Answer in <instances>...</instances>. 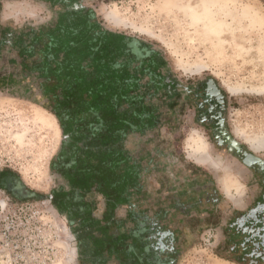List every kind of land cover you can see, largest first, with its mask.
Masks as SVG:
<instances>
[{"label": "rangeland", "instance_id": "374dc122", "mask_svg": "<svg viewBox=\"0 0 264 264\" xmlns=\"http://www.w3.org/2000/svg\"><path fill=\"white\" fill-rule=\"evenodd\" d=\"M0 1L1 30L18 40L56 21L64 9L37 0ZM78 2L105 29L153 46L189 92L182 105L177 96L164 104L153 97L161 125L150 146L181 160L173 172L191 171L213 185L218 201L206 220L171 227L182 228L176 264H264V163L247 166L233 146L264 162V0ZM19 48L6 44L0 58V170H13L44 196L65 186L51 169L63 136L36 80L22 77ZM200 147L215 164L193 152ZM149 202L152 212L164 204L158 195ZM118 214L126 217L125 210Z\"/></svg>", "mask_w": 264, "mask_h": 264}, {"label": "trees", "instance_id": "16d2710c", "mask_svg": "<svg viewBox=\"0 0 264 264\" xmlns=\"http://www.w3.org/2000/svg\"><path fill=\"white\" fill-rule=\"evenodd\" d=\"M62 2L67 4L66 0H55V4ZM85 10L65 8L59 14L88 13L85 27H80L83 30L81 37L77 32L79 28H73L71 21L63 17L65 20H54L28 32L26 39L21 38V74L25 79L39 78L36 82L42 96L50 102L48 110L57 118L62 132L69 136L62 140L51 169L61 177L67 176L72 188L96 189L105 196L113 207L114 246L115 240L122 239V234L114 233V223L118 220L114 213L126 204L132 188L137 191L140 173L137 165L129 164L130 159L121 142L129 133H152L161 125L153 97L157 103L164 104V100L177 96L182 105L186 101L183 92L186 95L189 92L153 46L105 29L92 10ZM0 188H3L1 184ZM73 195L77 196L76 193ZM56 196L55 206L60 212H65V203L73 204L76 198L71 196L72 199L66 202V195L58 193ZM145 196L138 194L131 207V220L136 223L147 221L138 210L139 203L147 204L149 195ZM39 199L43 198L35 196L27 200ZM72 215L78 216V208ZM256 220H253L254 225L255 222L258 224ZM92 226L87 233L88 242L82 248L85 251L93 249L94 253L99 251L97 254L101 256L108 247L103 244L108 239L107 228L99 223ZM162 227L160 223L135 225V231L130 235L133 247L129 248L134 255V264L153 262L154 251L159 246L154 232ZM147 228L150 241H156L145 246L144 235L140 237L138 232ZM95 231L100 233L95 235ZM147 249L151 260L143 263L140 258Z\"/></svg>", "mask_w": 264, "mask_h": 264}, {"label": "flooded vegetation", "instance_id": "af4514ba", "mask_svg": "<svg viewBox=\"0 0 264 264\" xmlns=\"http://www.w3.org/2000/svg\"><path fill=\"white\" fill-rule=\"evenodd\" d=\"M40 2H44L50 6L55 4V0H37ZM58 1V0H57ZM67 4L56 3L65 9H72L75 11H80L81 9L85 10V7L78 2V0H66ZM2 2L0 1V7ZM63 17H66V20L71 21V26L73 28L78 27V34L82 33V28L85 27V20L88 17V13H73V15L66 14L64 16L57 15L56 20H65ZM67 35V30L65 32ZM80 35L79 37H81ZM21 39V38H20ZM9 45L13 48H19L21 45L20 40L17 37L12 35H6L4 30H1L0 25V58L4 55L5 46ZM20 48L17 52V56L19 57L18 62L20 67L21 65V55ZM35 80L38 81L39 78L35 77ZM68 135L63 133V140L68 139ZM111 141H113L111 139ZM113 143V142H112ZM152 156L158 157L159 163L150 167L153 172L168 175V189L166 190V195L160 196V201L164 202L161 208H157L156 212L151 211V207L148 206L146 208L145 213L140 216H143L147 219V221H138L137 223L140 225H148V224H156L166 223L168 219L173 220V224L170 223L167 225H163V227L154 232L157 236V241L159 246H157V251H154V260L151 264H176L179 259L180 251L179 246L183 243L182 239V228L180 230L172 229V226H175L177 222L190 221L194 219V217H200L203 220L208 218V215H211L214 211L215 203L218 201V195L213 189V185H210L206 180H201L192 175L190 171L183 172V174L174 173L175 167H181L179 164V160L175 158L173 155H166L165 157L158 155L156 151V147L152 148ZM113 155L112 152H110ZM164 158V160H163ZM173 170V171H172ZM58 174V173H57ZM190 174V175H189ZM193 176V177H192ZM166 177V176H165ZM65 186H61L58 189L54 188L51 191L48 200L51 202L52 206L59 212V214L65 218L66 225L68 228V232L73 237L74 242L77 247V259L76 264H134V255L132 251H129V248H132L133 238L130 235L135 231L134 227L137 224L135 221L131 220L132 216L130 213L126 214L125 220L120 218L115 221L114 233L122 234V239L120 241L115 240V245L113 246V207L108 204L105 196L100 194L96 189H90L88 191L77 190L72 188V184L70 183L67 176L62 177ZM7 192L4 191V194L7 197H11L10 199L18 201H24L25 197H22L16 188L10 186L7 188ZM60 193L66 195V202L72 199L71 196H75V201L73 204H66L65 212H60L58 208L55 206L56 195ZM76 193V195H73ZM98 197H104V209L102 211L101 220L102 225L106 226V235L108 239L103 242L104 245H108L107 248H104L103 254L100 256L97 252H93V249L90 252L83 250L82 246L88 242L87 233L91 231L92 225H96L97 223L101 224L97 218H99V212L101 209L98 208ZM78 208V216L72 215L71 213H76ZM98 210V211H95ZM179 216V217H178ZM75 217V219H73ZM176 217H178L176 219ZM109 218V220H107ZM175 218V219H174ZM154 222V223H153ZM118 230V231H117ZM100 232L95 231L94 234L98 235ZM140 237L144 235V244L149 245V230L148 228L141 232H138ZM103 237V235H99ZM125 237V238H123ZM80 238V239H79ZM142 239V240H143ZM85 240V241H84ZM118 242V243H117ZM121 248L128 249V251L121 250ZM85 251V253H84ZM145 251V254H142L141 260L142 262H148L149 253Z\"/></svg>", "mask_w": 264, "mask_h": 264}, {"label": "built area", "instance_id": "2783aa9c", "mask_svg": "<svg viewBox=\"0 0 264 264\" xmlns=\"http://www.w3.org/2000/svg\"><path fill=\"white\" fill-rule=\"evenodd\" d=\"M68 233L49 200L16 202L0 191V264H76Z\"/></svg>", "mask_w": 264, "mask_h": 264}, {"label": "crops", "instance_id": "0c3cea01", "mask_svg": "<svg viewBox=\"0 0 264 264\" xmlns=\"http://www.w3.org/2000/svg\"><path fill=\"white\" fill-rule=\"evenodd\" d=\"M52 115L55 116L54 114H52ZM61 132H62V130H61ZM152 133H154V131ZM150 135H151V132H149V131L139 132V133H129L124 138V140L121 142V147L123 148L125 154L130 159L129 164L137 165L138 166L137 169L140 173H139V178H138L139 185H138L137 191H134V189L132 188L126 204H124L123 206H121L119 209H117L115 211V213H114L115 220H117L116 218L119 219L118 213L123 212V210H125L126 214L131 212V210L133 209L131 207L133 204L135 205V200H136V198H138L137 197L138 194L141 197L144 196L145 198H146L145 194L149 195V198H151L152 196H157V195H158V197H160V195H163V196L166 195V190L168 189L167 180L164 179L161 176V174L153 172L150 168V167H153L154 165L159 163L158 158L152 156V152H153L152 148L153 147L151 148V146H150V139H149ZM62 136H63V132H62ZM200 148H197L198 150L194 149L193 152L201 153L203 155L201 158V159H203L202 160L203 162L209 163V161H210L211 163L215 164L214 161L212 162L210 159L208 160V154L206 153V150H204V148H202V147H200ZM177 160H178V158H177ZM179 161H181V160H179ZM52 172H53V175H55L56 177H60L63 180V178L59 174H57V172H55L53 170H52ZM174 173H176V172H174ZM0 184L3 187L2 189L0 188L1 192H3V193H4V191L7 192V190H8L7 188L12 186V187L16 188L18 193L22 197H25L26 200L32 199L35 196L42 197L43 199L49 198V195L51 193L50 192L48 195H44V196L35 194L32 190H30L25 185V183L23 182L21 177L16 172H14L13 170H10V169L0 170ZM149 198L147 200V204L145 203V204L141 205V203H139V205H138V210L141 209L140 211L142 213L149 211V210H146V208L150 204ZM25 199H22V200H25ZM98 199H99L98 208L101 210L99 212H96V213L100 214L99 218H97V219L101 223L100 226H103L102 221H100V220H101L102 211L104 209L105 202L103 200L104 197H98ZM39 200H42V199H39ZM136 208H137V206H136ZM95 211H98V210H95Z\"/></svg>", "mask_w": 264, "mask_h": 264}, {"label": "water", "instance_id": "95a60500", "mask_svg": "<svg viewBox=\"0 0 264 264\" xmlns=\"http://www.w3.org/2000/svg\"><path fill=\"white\" fill-rule=\"evenodd\" d=\"M233 146L238 152H242V155L245 157L244 162L247 166H254L255 164L257 165H263V161L254 156L253 154H250L246 151H241V148L237 142L233 143Z\"/></svg>", "mask_w": 264, "mask_h": 264}, {"label": "bare ground", "instance_id": "6f19581e", "mask_svg": "<svg viewBox=\"0 0 264 264\" xmlns=\"http://www.w3.org/2000/svg\"><path fill=\"white\" fill-rule=\"evenodd\" d=\"M221 13V12H220ZM262 145L264 146V141L262 142ZM201 149V148H200ZM195 150H198V149H195ZM207 157V156H206ZM213 164V163H212Z\"/></svg>", "mask_w": 264, "mask_h": 264}]
</instances>
